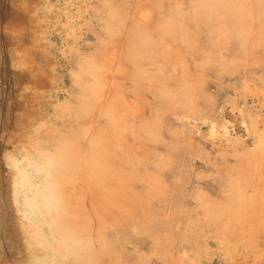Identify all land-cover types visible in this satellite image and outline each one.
Returning a JSON list of instances; mask_svg holds the SVG:
<instances>
[{"label":"rangeland","instance_id":"rangeland-1","mask_svg":"<svg viewBox=\"0 0 264 264\" xmlns=\"http://www.w3.org/2000/svg\"><path fill=\"white\" fill-rule=\"evenodd\" d=\"M198 1L0 0V264H264V0Z\"/></svg>","mask_w":264,"mask_h":264},{"label":"bare ground","instance_id":"bare-ground-1","mask_svg":"<svg viewBox=\"0 0 264 264\" xmlns=\"http://www.w3.org/2000/svg\"><path fill=\"white\" fill-rule=\"evenodd\" d=\"M207 1H209V2H211V4L209 3L208 4V6H207V9H206V11L207 12H209V13H215L218 17H222V18H224L225 16H227V13L228 12H230V11H233V12H235V11H237L238 10V8H239V2L238 1H236V0H200V4H202V3H206ZM191 4H193V6L195 5V7H197V9L199 8V9H204V7L203 6H196V3H198L199 1L198 0H191ZM253 7V6H252ZM145 9V8H144ZM179 9H177L176 7L174 8V9H172V11L173 12H171V13H169V14H173V15H171L170 17H174V16H178V18H179V16H181V15H178L179 14V11H178ZM235 10V11H234ZM174 12H176V13H174ZM183 13V12H182ZM181 13V14H182ZM163 14V13H162ZM159 15H161V13L159 14ZM158 16V15H157ZM242 16V15H241ZM10 18V17H9ZM19 20V19H18ZM204 21V20H203ZM235 23V22H234ZM49 26V25H48ZM190 26V25H189ZM202 27V26H201ZM164 28L165 29H168V28H172V25H165L164 26ZM47 29V28H46ZM14 30V29H13ZM188 30V29H187ZM252 29L251 28H246L245 29V31H244V35L245 36H247V37H249L248 35L252 32L251 31ZM11 32V31H10ZM222 32H224V31H222ZM13 33V32H12ZM34 33H35V31H34ZM22 34V33H21ZM224 36V35H223ZM39 37V36H38ZM222 37V36H221ZM15 38H17V35H16V37ZM34 38H35V36H34ZM159 38V37H158ZM211 38V37H210ZM130 41H132V40H130ZM157 40H155V42H156ZM149 42H151V41H149ZM256 42V41H255ZM22 43V42H21ZM151 43H153V42H151ZM35 44V43H34ZM19 45H21V44H19ZM134 45V44H133ZM31 47H32V45H31ZM164 47V46H163ZM168 46H166V48H167ZM170 48V47H169ZM137 49H138V47H137ZM244 49V48H243ZM247 49H248V47H247ZM244 51H246V50H244ZM39 52H41V51H39ZM43 56H44V54H43ZM229 58V57H228ZM190 59V58H189ZM106 62V61H105ZM229 64V63H228ZM245 67V66H244ZM244 69V68H243ZM257 73V72H256ZM260 74V73H259ZM236 76V75H235ZM239 76V75H238ZM213 85V84H212ZM3 86V85H2ZM225 87V86H224ZM108 88V87H107ZM34 97V96H33ZM32 97V98H33ZM37 98V97H36ZM219 100V99H218ZM202 104V103H201ZM222 107V106H221ZM218 110V109H217ZM2 117V116H1ZM201 118V117H200ZM204 119V118H203ZM189 122V121H188ZM211 126H212V124H211ZM211 128V127H210ZM215 128V127H214ZM199 130H200V128H198ZM233 145V144H232ZM228 147V146H227ZM201 176V175H200ZM20 177V176H19ZM18 177V178H19ZM15 178V177H14ZM170 178V177H169ZM81 186V185H80ZM80 186H78V187H80ZM83 187V186H82ZM86 187V186H85ZM253 187V186H252ZM75 188V190H76V187H74ZM72 189V188H71ZM81 189V188H80ZM83 189V191H85L86 192V189L84 190V188H82ZM81 189V190H82ZM77 191H78V194L77 195H79L82 191H80V193H79V189H77ZM83 193V192H82ZM81 193V194H82ZM63 194H66V192H63ZM68 194V193H67ZM70 194V195H69ZM68 194V196H67V199H78L77 197L78 196H76V193L74 192V190H72L70 193ZM83 194H85V195H87V193H83ZM82 194V195H83ZM70 197V198H69ZM178 203V202H177ZM2 209L3 208H1V210H0V217L2 216ZM23 227V229L22 230H24V232H25V234L27 235V236H29V237H35V235H36V233H35V231H33V227L31 226V225H28V224H25V225H23V226H21V228ZM216 233V232H215ZM26 238V237H25ZM26 240V239H25ZM28 240H30V239H28ZM200 243V242H199ZM35 247V248H34ZM33 247V251H35L36 250V246H34ZM241 250V249H240ZM28 253H29V251H28ZM34 256H37V251H35V254H34ZM42 256V255H41ZM30 258H32V257H30ZM35 259H37L36 257H35ZM31 261H32V259H31ZM29 262V261H28ZM151 263V262H150ZM33 264H35V263H33Z\"/></svg>","mask_w":264,"mask_h":264}]
</instances>
